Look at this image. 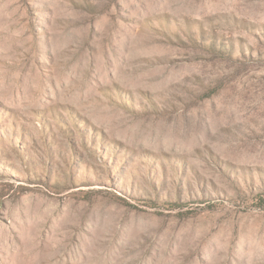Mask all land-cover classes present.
<instances>
[{
  "label": "rangeland",
  "instance_id": "rangeland-1",
  "mask_svg": "<svg viewBox=\"0 0 264 264\" xmlns=\"http://www.w3.org/2000/svg\"><path fill=\"white\" fill-rule=\"evenodd\" d=\"M0 264H264V0H0Z\"/></svg>",
  "mask_w": 264,
  "mask_h": 264
}]
</instances>
